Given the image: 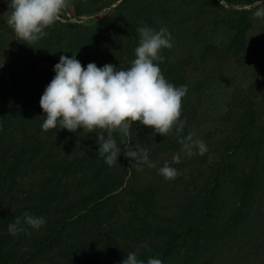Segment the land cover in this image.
<instances>
[{"label":"trees","instance_id":"1","mask_svg":"<svg viewBox=\"0 0 264 264\" xmlns=\"http://www.w3.org/2000/svg\"><path fill=\"white\" fill-rule=\"evenodd\" d=\"M261 1L183 0L195 15L215 16L231 37L223 47L209 44L199 55L177 60L166 79L179 87L189 71L211 63L246 67L248 33ZM168 12L155 1L138 8L133 38L138 27ZM49 36L57 44L73 36L67 44L82 65L96 60L87 26L56 23ZM126 54L96 65L118 66ZM44 115L40 103H10L0 94V264H121L128 252L144 264L149 258L163 264H244L251 258V264H264V59L247 86L233 88L221 127L203 136L204 155L195 150L174 157L198 116L186 96L184 143L175 131L164 137L133 123L130 146L148 148L156 168L126 158L129 144L118 133L121 154L109 167L97 154L96 133L45 132ZM165 162L179 171L176 179L158 174ZM227 181L239 197L229 219L219 223ZM26 211L46 223L31 228L22 216ZM17 217L30 235L10 234Z\"/></svg>","mask_w":264,"mask_h":264},{"label":"clouds","instance_id":"2","mask_svg":"<svg viewBox=\"0 0 264 264\" xmlns=\"http://www.w3.org/2000/svg\"><path fill=\"white\" fill-rule=\"evenodd\" d=\"M69 6L70 0H8L7 24L18 41L33 47L47 35L45 29L61 20V14ZM254 16L264 18V7L258 8ZM136 31L140 40L130 67L117 69L111 63L103 67L88 63L85 68L76 54L61 55L54 66L55 76L40 97V107L45 114L42 130L66 129L76 133L83 129L86 134L96 133L97 154L109 167L117 163L121 154L114 138V133H118L121 143L129 144L124 152L126 158L134 160L136 165L156 168V163L149 159L148 148L140 145L133 148L127 140L134 122L164 137L175 131L184 143L181 134L186 121L181 119L182 101L188 88L170 83L160 68L165 60L161 53L174 46L173 37L166 27L156 30L141 26ZM188 140L199 155L208 151L203 140H193L191 136ZM193 154L191 150L188 152L189 156ZM174 163L179 161L174 160ZM137 171L143 168L137 167ZM158 174L169 181L180 173L165 162ZM22 216L33 229L38 230L46 223L42 216L36 217L27 211ZM9 232L13 236L20 232L31 234L21 226L20 217L9 225ZM121 264H144V261L139 260L135 252H128ZM147 264H163V261L149 258Z\"/></svg>","mask_w":264,"mask_h":264},{"label":"rangeland","instance_id":"3","mask_svg":"<svg viewBox=\"0 0 264 264\" xmlns=\"http://www.w3.org/2000/svg\"><path fill=\"white\" fill-rule=\"evenodd\" d=\"M150 1L169 8L166 15H159L150 25H143L156 30L166 27L173 37L174 46L161 53L165 60L160 63V68L165 78L167 68L177 60L197 56L209 44L223 47L231 37V32L222 27L215 16H197L183 0H70V6L61 14L57 24H81L93 32L90 52L96 60H88L89 63L101 65L127 50L123 63L115 66L117 69H127L135 58V48L140 40V36L133 38L135 11ZM259 4L258 8L264 7V0ZM7 16L8 0H0V94L10 103L39 104L45 88L55 76L54 66L60 56L76 54L81 64L82 58L68 47L67 43L73 36L61 44L51 39L49 33L53 26L45 29L47 35L33 45L34 48L18 41L7 24ZM246 57L248 65L244 68L211 63L188 72L186 98L198 112L189 132L193 140H203L206 133L220 128L221 117L233 88L247 86L252 81L257 66L264 59V18L254 16L253 26L248 33ZM190 150L194 152L196 149L188 140L174 157H186ZM238 197L237 186L225 182L224 206L219 214V223L229 219ZM250 260L244 264H251Z\"/></svg>","mask_w":264,"mask_h":264}]
</instances>
